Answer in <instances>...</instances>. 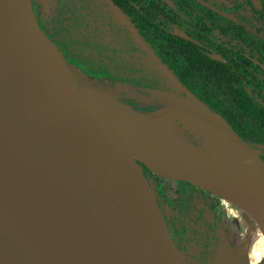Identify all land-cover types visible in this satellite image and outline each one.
Wrapping results in <instances>:
<instances>
[{
    "label": "water",
    "instance_id": "water-1",
    "mask_svg": "<svg viewBox=\"0 0 264 264\" xmlns=\"http://www.w3.org/2000/svg\"><path fill=\"white\" fill-rule=\"evenodd\" d=\"M26 2L48 48L71 75L41 62L0 5V197L71 264H186L141 169L151 171L149 158L125 145L92 99L108 106L44 35ZM160 99L186 110L187 121L203 119L201 125L238 148L243 159L231 157L227 164L264 177L263 160L220 116L195 101ZM223 246L214 264H223ZM0 264H18L1 245Z\"/></svg>",
    "mask_w": 264,
    "mask_h": 264
},
{
    "label": "trees",
    "instance_id": "trees-1",
    "mask_svg": "<svg viewBox=\"0 0 264 264\" xmlns=\"http://www.w3.org/2000/svg\"><path fill=\"white\" fill-rule=\"evenodd\" d=\"M204 1L219 7L218 0ZM233 2L229 12L237 22L195 0H59L51 21L37 24L66 62L89 77L134 86L155 99L198 102L264 160V70L252 61L264 65V10L241 11L239 0ZM174 29L192 40L174 35ZM149 176L185 263L211 264L220 242L210 245L206 212L190 216L184 200L174 206ZM177 183L181 194L194 189Z\"/></svg>",
    "mask_w": 264,
    "mask_h": 264
},
{
    "label": "bare ground",
    "instance_id": "bare-ground-1",
    "mask_svg": "<svg viewBox=\"0 0 264 264\" xmlns=\"http://www.w3.org/2000/svg\"><path fill=\"white\" fill-rule=\"evenodd\" d=\"M0 5L14 28L41 62L53 66L66 76L71 75L70 70L48 48L26 0H0ZM104 80L113 83L106 78ZM116 84L124 86L122 83ZM129 92H125L124 96H132ZM141 94L148 100L151 99V96ZM85 95L91 97L88 92H85ZM92 101L115 122V130L125 145L149 158L146 163L153 173L174 181L186 179L213 189L224 207L231 201L247 206V212L254 218L255 223L246 232L248 245L245 249L243 247V250L252 264H264L263 176L252 169L233 167L214 153L193 145L172 119L140 116L134 120L132 117L111 111L97 99ZM0 245L18 264H71L66 253L58 245L40 237L33 227L20 217L19 209L1 197Z\"/></svg>",
    "mask_w": 264,
    "mask_h": 264
},
{
    "label": "rangeland",
    "instance_id": "rangeland-1",
    "mask_svg": "<svg viewBox=\"0 0 264 264\" xmlns=\"http://www.w3.org/2000/svg\"><path fill=\"white\" fill-rule=\"evenodd\" d=\"M226 3L232 5L234 2L233 0H226ZM29 4L37 22L52 19L59 5V1L29 0ZM78 72L92 87L97 97H99L108 107L111 108L112 111L117 114L125 117H132L134 120L140 116L142 118L150 117L154 119H172L181 132H183V135L187 138V140L193 145L206 149L218 155L223 160L230 159L235 156L243 159V156L238 148H235V146H231L230 144L229 147L226 144V141L221 140L219 136H216V132L214 130H211L210 128L206 129L204 127L205 125H201L203 119L200 118V121L198 122L194 120L195 118L187 121L184 116L186 110L182 108L180 110L176 105L170 103L169 101L155 99L153 97L148 100L145 96L143 97L141 94L142 92L137 89L134 90L130 87L127 88L125 87L126 85L121 86L116 83H108L104 79H94L79 69ZM128 91H130L129 93H131L132 96H124V94H126L125 92L128 93ZM144 103L149 104L147 105ZM197 123L199 125H197ZM238 157L236 159H238ZM146 170L149 171L148 169ZM151 173L161 184L164 198L170 201L174 206L177 205L180 200H184L183 203L186 207L185 209L192 217L198 216L201 214L203 209L207 207V205L212 204L213 198L208 196L207 192L217 197L211 191L201 187L198 188V186H194L195 189L196 187L198 188L197 190L189 189L181 194L180 190L182 186L180 187L177 183L179 180L174 181L166 177L159 176L153 172ZM200 188L207 192L204 191V193L200 191ZM227 197L232 199L228 195ZM218 203L219 204L214 208L215 214L211 216V219L213 220L212 223L214 225L216 224L215 227L220 241L224 244L222 248V252L224 253V257L222 256L223 264H252L251 261L248 260V257H246L244 253L245 250H243V247L245 249L248 245V239L247 236L244 235L243 228L249 229L253 226L255 223L254 218H251L240 204L231 202L228 206L224 207L219 201ZM242 237H245L246 239ZM211 264H214V261H212Z\"/></svg>",
    "mask_w": 264,
    "mask_h": 264
},
{
    "label": "flooded vegetation",
    "instance_id": "flooded-vegetation-1",
    "mask_svg": "<svg viewBox=\"0 0 264 264\" xmlns=\"http://www.w3.org/2000/svg\"><path fill=\"white\" fill-rule=\"evenodd\" d=\"M59 1V0H58ZM196 1V0H195ZM201 1H203L205 4H207V5H209L211 8H213V9H215V10H218L219 12H221V13H225V14H228V15H230V16H232L233 18H235L236 19V21H234V22H237V18L236 17H234L230 12H231V4H227L226 3V0H218V3H217V5H219V7H215L214 5H213V3H208V2H205L204 0H201ZM239 2L243 5V7L242 8H239L241 11H252V10H254L253 12H257V11H263L264 10V6H263V1L262 0H258V2H259V6H256L251 0H239ZM199 3V2H198ZM249 3L251 4L250 6H248L249 5ZM199 4H201V3H199ZM202 5V4H201ZM203 7H205L206 9H208V10H211L212 12H214V13H216V14H218L217 12H215L214 10H212L211 8H208V7H206V6H204V5H202ZM58 7H59V5H58ZM58 7H57V9H56V12H57V10H58ZM52 8V7H51ZM50 8V9H51ZM228 10V11H227ZM230 11V12H229ZM56 12H55V14H56ZM218 15H220V14H218ZM55 16V15H54ZM53 16V17H54ZM220 16H222V15H220ZM52 17V18H53ZM222 17H224V16H222ZM224 18H226V17H224ZM226 19H228V18H226ZM228 20H230V19H228ZM49 21H51V19L50 20H45V21H38V22H41V23H46V22H49ZM231 21H233V20H231ZM176 30H180V29H174V35H176V33H175V31ZM181 32H183L182 30H180ZM183 33H185V32H183ZM186 34V33H185ZM187 35V34H186ZM177 36V35H176ZM188 36V35H187ZM180 37V36H179ZM190 38V37H189ZM191 39V38H190ZM192 40V39H191ZM190 40V41H191ZM187 41H189V40H187ZM212 55H216V54H212ZM212 55H211V57H212ZM217 56V55H216ZM219 57V56H218ZM219 61H222V59L221 60H219ZM253 62H255V64L256 65H258L262 70H264L261 66H264V65H261L260 63H258V62H256V61H254V60H252ZM102 79H104V78H102ZM107 79V78H106ZM109 80V79H108ZM110 81V80H109ZM112 82V81H111ZM113 83H116V82H113ZM123 84V83H122ZM124 85H126V84H124ZM126 86H130V85H126ZM131 87H133V88H135V89H137V90H139L138 88H136V87H134V86H131ZM140 91V90H139ZM142 92V91H141ZM143 93V92H142ZM145 94V93H144ZM251 148H253V147H251ZM254 149V148H253ZM256 152H257V154H258V156L260 157L261 155H260V153H259V151H257V149H254ZM262 157V156H261ZM260 157V158H261ZM262 159V158H261ZM263 160V159H262ZM263 162H264V160H263ZM141 169H142V171H143V174H144V176H145V178H146V180L147 181H149V180H151L149 177V174L151 175V176H153V178H154V180L156 181V182H159L158 180H157V178H155L154 177V175L151 173V172H149V171H147L143 166L141 167ZM192 184H194V183H192ZM191 184V185H192ZM194 185H196V186H198V188L199 187H201V188H204V189H207V190H209V191H211L212 193H214L218 198H219V195H217V193L216 192H213V189H210V188H208V187H204V186H201V185H197V184H194ZM194 185H192L193 187H194ZM197 187H196V189H195V187H194V189L195 190H197L198 189ZM200 188V189H201ZM199 189V190H200ZM200 191H202V192H204L203 191V189H201ZM205 192H207V191H205ZM204 192V193H205ZM208 194V196H211L212 198H213V200H212V204L211 205H207V209L205 210V208L203 209V211L204 212H206L205 214H206V218H207V221L209 222V224H210V227H212V232H213V234L211 235V236H208V239L210 240V245L211 246H213V244L215 243V242H217V244L219 243V242H221L220 241V239H219V237H218V232H217V229H216V227H215V225L212 223L213 222V220L211 219V216L212 215H214L215 213H214V208H215V206H217L219 203H218V201L220 202V204H222L221 203V199L219 200L217 197H215V196H213L212 194H210L209 192H207ZM165 199V198H164ZM165 200H167V199H165ZM218 200V201H217ZM168 201V200H167ZM232 203H237V202H234V201H231ZM230 202V203H231ZM237 204H239V203H237ZM158 205V204H157ZM241 205V204H240ZM159 207V206H158ZM210 207H211V209H210ZM241 207L243 208L244 206L243 205H241ZM244 209V208H243ZM244 211L248 214V212L244 209ZM249 215V214H248ZM250 216V215H249ZM251 217V216H250ZM214 218H215V216H214ZM234 218H236V217H234ZM244 230V235H246L247 236V234H246V231H247V228H245V229H243ZM242 238H244V239H246L245 237H242ZM243 242H244V240H243ZM243 242H242V244H243ZM247 242V241H246ZM212 243V244H211ZM216 244V243H215ZM244 246V245H243ZM248 251V250H247ZM208 264V263H207Z\"/></svg>",
    "mask_w": 264,
    "mask_h": 264
},
{
    "label": "crops",
    "instance_id": "crops-1",
    "mask_svg": "<svg viewBox=\"0 0 264 264\" xmlns=\"http://www.w3.org/2000/svg\"><path fill=\"white\" fill-rule=\"evenodd\" d=\"M228 205H229V204H228ZM228 205H227V206H228ZM243 208H244L246 211H247V209H248L247 207H243ZM251 218H252V217H251ZM243 229H244V228H243ZM247 230H248V228H247ZM246 232H247V231H246Z\"/></svg>",
    "mask_w": 264,
    "mask_h": 264
}]
</instances>
